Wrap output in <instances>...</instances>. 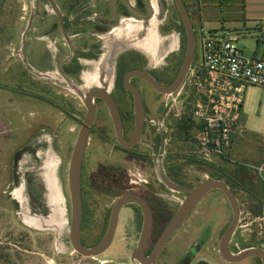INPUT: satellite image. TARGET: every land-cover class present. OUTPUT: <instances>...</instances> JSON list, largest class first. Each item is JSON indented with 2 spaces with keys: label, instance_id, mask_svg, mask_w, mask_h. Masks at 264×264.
Segmentation results:
<instances>
[{
  "label": "rangeland",
  "instance_id": "374dc122",
  "mask_svg": "<svg viewBox=\"0 0 264 264\" xmlns=\"http://www.w3.org/2000/svg\"><path fill=\"white\" fill-rule=\"evenodd\" d=\"M35 1L0 0V264H139L130 256L137 239V226L123 210L118 213L113 239L102 253L83 256L70 244L68 164L86 110L80 92L87 90L92 80L73 89L55 80L64 85L57 86L53 83L55 78L47 80L40 74L31 78L27 74L26 61L36 73L51 63L50 54L40 44L32 55L24 56L30 35L23 30ZM187 1L194 27L197 28L200 19L205 30L240 35L237 44L243 47V54H253L257 45L255 36L260 26L264 27V0H233L230 3L199 0L195 6L191 0ZM159 3L162 6L154 3L157 14L153 21L168 22L165 27L170 26V29L167 32L180 31L181 50L175 60L178 67L186 48L185 32L173 2L160 0ZM194 36V57H197V32ZM261 49L259 42L256 55ZM154 100H147L148 108L152 110H149L147 125L152 134L153 120L158 114L153 110L162 106L163 94ZM180 137L176 130L170 134L168 150L174 152L161 160L160 170L155 161L153 173L149 158L136 160L126 154L108 153L107 142L90 135L85 145L83 175L88 177L98 168L107 172L114 169L118 177L128 176L136 182L123 180L120 186L112 183L109 187L81 190L83 245L91 246L103 236L111 204L128 188L139 189L150 196L154 191V197L166 203L167 212L161 215L164 226L169 219L167 214L174 207L167 197L179 198L183 194L163 188L164 184L168 186L164 182L175 183L177 190L191 188L211 177L209 164H198L199 160L185 161L187 157L182 151L187 147ZM227 159H217L214 163L221 162L230 168H236L234 163L264 164V87L246 86ZM244 171L237 178L224 176L222 179L233 188L240 207L239 221L230 241L232 251L247 247L264 249V182L252 168L245 167ZM149 173L153 174V179ZM262 177L264 179V173ZM143 179L161 183L160 191L147 188ZM199 202L184 226L179 227L168 242L173 247L179 243L182 251H189L191 247L199 249L192 263H196L206 247L216 246L220 229L231 218L219 192L209 191ZM205 227H208V233L203 231ZM254 258L249 256L234 263L221 261L225 264H260V260Z\"/></svg>",
  "mask_w": 264,
  "mask_h": 264
},
{
  "label": "flooded vegetation",
  "instance_id": "af4514ba",
  "mask_svg": "<svg viewBox=\"0 0 264 264\" xmlns=\"http://www.w3.org/2000/svg\"><path fill=\"white\" fill-rule=\"evenodd\" d=\"M173 5H175L174 0H171ZM45 2V4H43ZM160 0L157 1L159 5ZM184 4H186V9L189 13L190 19L191 14L188 6V1L183 0ZM153 5V4H152ZM149 0H36L35 6L32 8L29 14V17L26 22V26L23 30L25 34L29 32V40L27 43L26 38V53L24 56L29 53L33 54L34 48L38 46V44L42 45L44 51L47 50V53L50 54L49 60L50 64L47 66L49 68L52 67V70H48L45 67L43 70L39 72H32L31 66L26 61V72L31 78L38 77L37 74H40L44 79L50 80L51 78H55L53 83L59 87H64L63 84L57 83L58 80L61 83L66 84L68 87L75 86V82L77 81V75L80 71V67L83 60H94L98 58L102 54V48L98 45V40L96 34L106 31L114 22L121 18V16H134L138 17L141 15H148L151 11L155 12ZM159 6H162L159 5ZM176 8V5H175ZM177 9V8H176ZM178 12V11H177ZM179 15V14H178ZM181 21V19H180ZM192 22V19H191ZM182 24V22H181ZM164 23L162 25V30L165 28L166 31L170 29V26ZM183 27V25H182ZM193 27V24H192ZM163 30V31H165ZM22 32V33H23ZM180 35V31H179ZM49 50V52H48ZM181 50V41H180V49L177 54L169 55V63L162 67H150L144 57V54L136 51V50H127L123 53H120L116 57L115 66H114V75L111 87L107 90L109 95L114 101L116 106V111L118 118L116 119L118 122L119 133L115 125V121L110 113L107 105L100 99L95 97L93 100L94 112L92 124L88 133L87 139H90V135H94L98 138L103 139L107 142L108 153L111 154H126L134 159H145L149 158L152 166L151 172L154 173L155 168L154 162L157 160V157H161L162 160L165 159L168 154L174 152L173 150H168V142L170 139L165 140V135H161L159 130L153 124L154 134L151 133L150 127L147 125L148 116L150 110L148 108L147 100L149 98L154 102L156 97L159 94H163L162 92L156 90L150 83L146 80L142 79L139 76H127V83L134 87L142 102V111H143V126L141 133L136 140V142L130 146L125 147L118 141V136H120L122 142H128L134 131V123H135V110H134V99L132 91L125 86L124 78L127 72L134 69H141L150 74V76L161 86L169 85L173 79L175 78L179 66L176 67L175 60L179 56ZM183 58V57H182ZM182 60V59H181ZM176 67V69H175ZM29 69V72L27 71ZM31 70V72H30ZM66 86V87H67ZM98 86H92L89 89H92ZM150 110V111H149ZM157 111L158 118L162 112V106L157 107L153 112ZM98 126V127H97ZM88 143V142H86ZM156 145V146H155ZM155 146V147H154ZM85 148L81 160L80 166V196L81 190L95 187L103 188V185L107 187L110 184H114L116 186H120L123 183V180L127 183L136 182L132 178L128 176L118 177L116 171L110 170V172L106 169H100L98 171H92L89 176L83 175V165L85 158ZM121 162V166L123 167L122 159L119 160ZM166 168L169 169L167 166ZM168 169H166L168 171ZM130 171V170H128ZM116 173V176L115 174ZM131 176L134 173H130ZM150 174V173H149ZM149 177H153L151 173ZM153 179V178H152ZM113 180V182L111 181ZM140 180V179H139ZM143 182L147 184V188L157 189L160 191L161 183H157L156 181H148L144 180ZM172 187H168L164 184L167 190L174 191L175 193H183L179 198H171L167 197V200L170 204L174 205L173 211L167 214V218L169 217L167 223L170 221L176 210L178 209L181 201L187 195V189L185 187H181L176 190V185L173 183ZM228 189L232 191L236 201L238 203L239 215H240V207L238 199L235 195L233 188L229 186L227 182H225ZM210 191L219 192L225 203L227 208L230 211L231 218L229 222L224 225L220 231L219 236L217 238L215 247H206L202 256L197 259L196 263H192L193 258L198 254L199 249L189 248V251H182V247L178 243L177 246H170L168 242L171 240L173 235L179 229V227H183L188 217L194 212V209L198 206L197 203L202 199H200L196 205L192 208V210L188 213L184 221L181 225L176 229V231L162 244V246L157 251L153 263L154 264H223V261L227 263H234L237 261H228L224 259L219 252V241L221 235L229 225L232 219V209L231 206L223 194L219 189H213ZM132 193L138 195L142 198L145 203L149 215H150V226L147 232L146 240L143 246V257H149L154 245L156 244L158 238L160 237L163 229L167 225V223L162 226L161 225V215L166 213L167 205L166 203L159 198L154 197L155 192L153 191L149 195V193L141 192L139 189L134 190L132 188H128L125 192L121 193L119 196ZM117 196V198L119 197ZM116 198V199H117ZM115 199V200H116ZM82 200V199H81ZM114 200V201H115ZM113 201V203H114ZM111 204V207L113 205ZM200 203V202H199ZM198 203V204H199ZM111 210V209H110ZM123 210L125 216H130V219H133L136 223L137 230L136 235L137 239L135 241V246L131 249V253L133 249L137 246L139 238L142 234L143 223H144V210L140 204L135 201H129L123 204L119 211ZM119 213V212H118ZM110 214V213H109ZM238 215V221H239ZM83 217V209L81 202V222ZM233 229L232 234L228 239V250L230 253H237L241 250L232 251L230 249V241L237 227ZM181 227V228H182ZM81 228V223H80ZM180 228V229H181ZM186 230V229H183ZM187 231V230H186ZM205 233H208V227L203 229ZM183 236V235H182ZM80 238H81V229H80ZM248 248V247H247ZM244 249V248H243ZM264 252V249L261 248ZM216 257H215V256ZM214 256V257H213ZM249 257V256H248ZM255 258H258L254 256ZM254 258V259H255ZM245 259V258H244ZM259 259V258H258ZM260 260V259H259ZM225 264V263H224ZM261 264V260H260Z\"/></svg>",
  "mask_w": 264,
  "mask_h": 264
},
{
  "label": "built area",
  "instance_id": "2783aa9c",
  "mask_svg": "<svg viewBox=\"0 0 264 264\" xmlns=\"http://www.w3.org/2000/svg\"><path fill=\"white\" fill-rule=\"evenodd\" d=\"M192 30L198 36V56L193 52L179 86L163 93L162 112L153 124L167 141L179 123L186 124L182 153L210 163L230 156L246 86L264 87V27L255 36L256 47L262 43L260 54L251 56L238 46L240 35L205 30L200 19ZM243 165L264 182L263 163Z\"/></svg>",
  "mask_w": 264,
  "mask_h": 264
},
{
  "label": "water",
  "instance_id": "95a60500",
  "mask_svg": "<svg viewBox=\"0 0 264 264\" xmlns=\"http://www.w3.org/2000/svg\"><path fill=\"white\" fill-rule=\"evenodd\" d=\"M174 2L183 25L185 38H186V48L183 58L181 60V64L179 66L175 78L167 86H161L150 76L148 72L141 69L130 70L129 72L126 73L124 82H125V86L129 88L133 93L135 123H134V131L132 137L128 142H122L120 136H118V141L125 147H130L136 142V140L138 139L141 133L143 126V111H142L141 98L137 90L127 83L126 77L139 76L142 79L146 80L148 83H150L156 90L162 93H168L174 91L179 86V84L181 83L184 77L188 64L192 59L194 52V45H195L194 34L192 30V22L183 0H174ZM71 88L75 89L77 88V86L75 85L72 86ZM83 93H84L86 110L83 119L81 121L80 129L78 131L76 140L73 145L72 153L68 164V172H67V183H68L70 208H71L68 236H69L70 244L76 252H78L83 256H94L102 253L110 245L113 239L120 207L129 201H135L138 204H140L144 210V223H143L142 234L139 238L137 246L133 249L131 253V257L136 259L139 264H153L154 257L157 251L159 250V248L181 225V223L184 221V219L186 218L188 213L192 210V208L196 205V203L210 190L219 189L226 196L232 209V219L229 225L227 226V228L225 229V231L223 232V234L221 235L218 245L221 256L228 261H240L248 256H256L261 260V264H264V252L259 247L244 248L235 254L229 252L228 239L232 234L233 229L238 221V215H239L238 203L236 201V198L234 197V194L232 193V191L228 189L225 182L222 181L221 179H217L213 177H207L203 181L199 182L197 185L191 187L190 189H187V195L183 198L178 209L176 210L170 221L163 229L149 257L147 258L143 257V246L150 226V215L142 198L132 193L123 194L114 201L110 210L107 228L103 236L95 244L91 246L83 245L80 238L81 196H80L79 178H80L81 160L93 119V112H94L93 100L95 97L100 98L107 105L115 121V125L119 133L118 122L116 120L118 118L116 106L114 104L113 99L107 92V90L102 86H98L92 89H87ZM156 162L158 164V170H160L162 167L161 163L159 160H156ZM164 183H166L168 186H173L172 182H170L169 180H166Z\"/></svg>",
  "mask_w": 264,
  "mask_h": 264
},
{
  "label": "crops",
  "instance_id": "0c3cea01",
  "mask_svg": "<svg viewBox=\"0 0 264 264\" xmlns=\"http://www.w3.org/2000/svg\"><path fill=\"white\" fill-rule=\"evenodd\" d=\"M149 1L154 9V3L157 4L158 0ZM156 14L151 11L148 15L138 17L121 16L106 31L96 34L102 54L94 60L82 61L76 86L80 87L91 79L88 89L96 85L108 90L113 81L116 57L131 49L143 53L150 67H162L169 63V55L179 52V33L162 31L161 27L164 23L153 21ZM257 48L253 54H257ZM102 59L104 61L100 63ZM47 69L53 68L49 66ZM106 77H109L108 80H105Z\"/></svg>",
  "mask_w": 264,
  "mask_h": 264
},
{
  "label": "trees",
  "instance_id": "16d2710c",
  "mask_svg": "<svg viewBox=\"0 0 264 264\" xmlns=\"http://www.w3.org/2000/svg\"><path fill=\"white\" fill-rule=\"evenodd\" d=\"M185 1V0H184ZM192 1V4L195 6L197 5V3H199V0H191ZM220 1V0H219ZM222 2L224 3H230L232 2L233 0H221ZM186 5V4H185ZM199 5V4H198ZM187 125L186 124H183V123H179L178 126H177V129L176 131H178L181 135V140L185 143V141L187 140L186 138V135H187ZM183 156H186L187 158L185 159L186 162H195L196 159L188 156V155H183ZM223 160H226L228 161L227 158H223ZM198 161V160H197ZM199 163L198 164H204L203 161H198ZM206 163V162H205ZM206 164H209L210 167H212V169H210V176L211 177H214V178H217V179H223L224 176L225 177H228V178H237V176L239 175H242L245 169L246 166H244L243 164H239V163H234L233 165L236 167V168H230V166H225L223 163H219V164H215L214 162H210V163H206ZM207 168H209V166H206ZM171 168V167H170ZM241 179V177H240ZM242 180V179H241ZM225 181V180H224Z\"/></svg>",
  "mask_w": 264,
  "mask_h": 264
},
{
  "label": "bare ground",
  "instance_id": "6f19581e",
  "mask_svg": "<svg viewBox=\"0 0 264 264\" xmlns=\"http://www.w3.org/2000/svg\"><path fill=\"white\" fill-rule=\"evenodd\" d=\"M80 99H81L82 103L85 105V99H84V93L83 92L80 93Z\"/></svg>",
  "mask_w": 264,
  "mask_h": 264
}]
</instances>
